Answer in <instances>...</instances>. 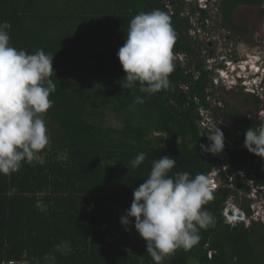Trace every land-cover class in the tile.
<instances>
[{"label": "trees", "instance_id": "trees-1", "mask_svg": "<svg viewBox=\"0 0 264 264\" xmlns=\"http://www.w3.org/2000/svg\"><path fill=\"white\" fill-rule=\"evenodd\" d=\"M262 2L222 0L223 26L230 28L236 9ZM154 9L170 16L177 33L174 60L179 53L188 60L173 61L169 90L137 104L135 98L146 94L122 89L119 82L126 74L117 51L130 20ZM185 9V0H0V23L11 24V46L53 55L51 79L56 84L45 116L49 144L33 162H22L19 171L0 175V264H154L133 226L134 218L127 226L120 218L130 207L133 190L148 177L153 160L162 156L177 161L169 176L188 172L210 177L215 166H225L215 177L222 183L204 206L214 226L200 231L201 239L191 250L178 249L163 264H264V224L230 225L222 216L226 200L250 191L248 178L264 187V158L243 146L245 131L264 120L253 112L237 114L236 127L220 129L222 152L201 150L210 141L200 135L197 109L209 106L206 95L214 90L211 72L198 57L196 46L201 42L189 33ZM88 77L100 81L98 91L78 84ZM246 100L260 108L254 94ZM107 107L120 115L121 126L105 124ZM139 153L145 160L132 168L130 162ZM236 172L228 185V176ZM246 211L251 212L248 206ZM62 242L71 248L66 255L56 250Z\"/></svg>", "mask_w": 264, "mask_h": 264}, {"label": "clouds", "instance_id": "clouds-1", "mask_svg": "<svg viewBox=\"0 0 264 264\" xmlns=\"http://www.w3.org/2000/svg\"><path fill=\"white\" fill-rule=\"evenodd\" d=\"M10 28L9 22L0 23V175L4 176L19 171L22 162H33L49 144L45 116L53 105L50 95L56 91V84L51 79L54 73L53 55L46 54L43 49L33 54L17 50L10 44ZM176 39L177 33L170 16L164 11L154 9L141 12L130 20L126 39L118 49L117 57L126 74L119 82L122 89H138L146 94L143 98L137 96L135 103L143 104L145 98L171 88L169 77L174 71L173 61L178 62L174 60L173 53ZM254 57L259 69L239 71L237 65L236 70L241 77L235 87L245 81L247 87L264 92V49L255 50ZM243 61H246L245 65L248 63V60ZM243 61L238 63L242 64ZM246 72H249L248 75H243ZM198 109L200 132L210 141L207 147L201 145V150L211 154L222 152L224 134L215 125V120L219 118L208 113L213 118L214 126L202 129ZM243 146L248 152L264 158V124L245 131ZM144 160L145 154L139 153L130 166L136 168ZM176 163V159L169 156L153 160L148 177L133 190L130 207L120 218L122 226L129 225L134 218L133 226L146 242V252L154 264H163L178 249L191 250L201 239L200 231L215 223L214 217L204 206L213 200V191L222 182L216 180L217 185L214 186L203 173L192 177L188 172H176L169 176ZM248 195L249 192H241V196L248 200L249 207V204L257 203L258 198L252 199ZM225 204L222 210L225 223H243L245 226L252 222L264 224L262 218L253 220L246 208L240 209L242 215L239 217H230L227 213L229 209H226V215L234 219L233 223L229 222L224 214ZM62 249L64 255L71 250L67 242L56 246L57 251Z\"/></svg>", "mask_w": 264, "mask_h": 264}, {"label": "built area", "instance_id": "built-area-1", "mask_svg": "<svg viewBox=\"0 0 264 264\" xmlns=\"http://www.w3.org/2000/svg\"><path fill=\"white\" fill-rule=\"evenodd\" d=\"M186 4V9L184 11V16L186 18L190 19V28H189V33L193 39H197L200 42L205 41V42H212L214 43V37H217L216 35L219 33V35L223 34V30H220L218 32L216 31H208L205 28L211 27L215 21H217V24H221V19H222V14H221V0H185ZM191 8H194V11H192ZM191 18H190V17ZM216 24V25H217ZM223 24V21H222ZM196 32V33H195ZM225 35H228L227 33ZM225 38V37H224ZM225 42V40H224ZM214 45L213 44V49L210 50H204V53L206 55H210L211 52L214 51ZM187 56L184 53H179L175 55V61L178 62H185ZM225 58L224 55H222L218 61L214 59V57H209L206 59V62L210 65L206 67L207 70L212 72L213 69H216V75L217 76H211L210 80L213 84L212 89L213 94H207L206 95V101L209 103V106H200L198 109V112L200 114L201 121L200 125L202 129H207L209 126H214V122H212L213 118L208 116L207 114L211 111L212 108H214V100L213 98L216 96L217 92L215 90L219 89L220 87H225L227 90H231L235 88L237 84H239V77L240 72L236 70L235 67H231L233 64V61L231 60H224ZM216 65H213V63H216ZM228 65H224V63ZM246 61H243L242 64L238 63V66L240 68H243L245 66ZM234 66V65H233ZM218 67V68H217ZM231 67V68H229ZM245 81H242L241 83V88L246 93H253L255 96L264 99V92H261L260 90L254 88V87H247L245 84ZM184 89H187V86H183ZM206 89L207 92L212 91L209 87ZM257 118L258 119H264V109L260 110L259 113H257ZM225 170V166H215L212 169V174H219L221 171ZM239 173V172H238ZM241 175L242 172H240ZM234 175L235 173L231 174L228 177L227 183L228 185H232L233 180H234ZM210 182L212 185L216 186V180L210 179ZM249 184V198L256 199L258 198L257 203H251L249 204V209L251 210L250 217H252L253 220H258L259 218H262L264 221V187L262 186H253V181L252 179H248ZM228 187V186H227ZM229 208V204L226 206L224 210V214L226 215V209ZM262 214V215H261ZM261 215V216H260ZM227 219L229 222H234L233 218H230L226 215ZM1 264H29L27 261H18V260H9V261H3Z\"/></svg>", "mask_w": 264, "mask_h": 264}, {"label": "rangeland", "instance_id": "rangeland-1", "mask_svg": "<svg viewBox=\"0 0 264 264\" xmlns=\"http://www.w3.org/2000/svg\"><path fill=\"white\" fill-rule=\"evenodd\" d=\"M222 16V15H221ZM190 17V16H189ZM191 18V17H190ZM222 19H221V24H217V21L213 23L211 27H206L205 29L208 31H220L223 30V34L219 35V33L216 35L217 37H214V51L210 53V55H206L204 53V50H200L201 54L200 58L202 59V62L204 60L205 67H207L208 64L206 62V59L209 57H214L216 61L219 59L222 55H224L225 51L227 53H231L232 57L229 55H225L227 60H237L236 62H233L232 66L238 65V61H243V60H248L254 57V51L255 50H262L264 49V0L259 7L255 8H238L234 11L232 22L228 25L230 28L223 26L222 24ZM217 24V25H216ZM235 26L239 27H247L248 31H243L241 29H235L233 28ZM227 30H231L232 34L231 35V43L230 42H224V37L227 32ZM190 33H194L190 32ZM196 33V32H195ZM234 36L232 37V35ZM243 37L239 40H237V37ZM235 41H237V48H234ZM233 44V45H232ZM246 47L248 48L246 50ZM243 49V50H242ZM238 51V52H237ZM184 62V61H183ZM216 63H213V65H216ZM218 68V67H217ZM250 72V70H248ZM249 72L243 73V75H248ZM216 69H213L211 72V76H217L216 74ZM78 84H82L84 86L90 87L93 91H98L100 87V81L98 79H91L88 77L85 79L84 82L78 81ZM245 90V89H244ZM243 88L240 87H235L233 90L227 91L225 87H220L219 89L215 90L217 94L220 95V97L224 98L226 101L229 102V104L237 107L239 113H259L260 110L264 109V99L261 98L260 101V108L255 109L253 105H248L246 101V97H248ZM256 111V112H254ZM104 121L106 125L109 126H115L119 127L121 126V118L120 115H117L113 109L110 107L105 108L104 111ZM232 122V121H229ZM49 135V134H48ZM51 138V133L49 135V141ZM234 204L235 207L239 209H245L248 205V200H246L243 196H239L238 198H232L229 201V207ZM238 212V211H237ZM262 215V214H261ZM264 217V215H262ZM249 223V220L246 221Z\"/></svg>", "mask_w": 264, "mask_h": 264}, {"label": "flooded vegetation", "instance_id": "flooded-vegetation-1", "mask_svg": "<svg viewBox=\"0 0 264 264\" xmlns=\"http://www.w3.org/2000/svg\"><path fill=\"white\" fill-rule=\"evenodd\" d=\"M228 35H225V42H230L231 43V35L232 31L231 30H227ZM234 36V34L232 35V37ZM243 37L238 36L237 40L241 39ZM233 41V40H232ZM237 41H235L234 44V48H237ZM197 45V44H196ZM233 45V44H232ZM196 49L198 50L199 54H201L200 50L202 49H206V50H212L213 49V43L212 42H205V41H201V43L198 44V46H196ZM248 48L246 47V50ZM238 50V48H237ZM243 50V49H242ZM238 52V51H237ZM212 53V52H211ZM224 56L225 55H229L232 57L231 53H227L226 51L224 52ZM198 57L200 58V55H198ZM203 59V57H202ZM188 60V58H186L185 62ZM233 62H236L237 60H232ZM208 89L207 87L205 88V90ZM233 90V89H231ZM230 91V90H227ZM247 95L249 97V94H244ZM215 99V100H214ZM214 100V108L211 109V111L209 112L212 116H216V114H218L221 118L216 119L215 120V125H217V127L221 128V129H225V130H230L233 127H236V123H234L236 121V117L237 114L239 116L243 115V113H239L237 107L229 104L228 101H226L224 98L220 97L219 94H216V96L213 98ZM247 101V100H246ZM247 104L250 105V102L247 101ZM218 112V113H216ZM257 116V114H256ZM260 120H264V119H260ZM232 121V122H229ZM259 128V127H258ZM206 136V135H205Z\"/></svg>", "mask_w": 264, "mask_h": 264}, {"label": "bare ground", "instance_id": "bare-ground-1", "mask_svg": "<svg viewBox=\"0 0 264 264\" xmlns=\"http://www.w3.org/2000/svg\"><path fill=\"white\" fill-rule=\"evenodd\" d=\"M233 67H235V65L233 66ZM256 69H259L258 68V65H257V63L255 62V59H251V60H249L248 61V63L244 66V68H239V67H237V70H239V71H242V70H252V71H255ZM240 171V170H239ZM238 174V172H236L235 173V175H237ZM218 174H212V172H211V174H210V177H209V179H214V180H217L215 177L217 176ZM234 175V176H235ZM230 176V175H229ZM228 176V177H229ZM228 179V178H227ZM240 196V195H239ZM229 199H231V197L229 198ZM230 201V200H229ZM229 201H227L226 202V205H225V207L229 204ZM229 210H232L234 213H232V215H236V216H238V214L237 213H240L241 211H240V209H238L237 207H235L234 206V204H232L229 208H228ZM238 211V212H237ZM228 215H230V217L232 216L231 214H228ZM242 215V212L240 213V215L239 216H241ZM238 216V217H239Z\"/></svg>", "mask_w": 264, "mask_h": 264}, {"label": "water", "instance_id": "water-1", "mask_svg": "<svg viewBox=\"0 0 264 264\" xmlns=\"http://www.w3.org/2000/svg\"><path fill=\"white\" fill-rule=\"evenodd\" d=\"M200 135L202 138H205L204 133L200 132ZM227 213L232 215V213H234V212L232 210H227ZM237 214H238V216L240 215V213H237Z\"/></svg>", "mask_w": 264, "mask_h": 264}, {"label": "crops", "instance_id": "crops-1", "mask_svg": "<svg viewBox=\"0 0 264 264\" xmlns=\"http://www.w3.org/2000/svg\"><path fill=\"white\" fill-rule=\"evenodd\" d=\"M53 1H54V2H57V3L60 2V0H53Z\"/></svg>", "mask_w": 264, "mask_h": 264}]
</instances>
